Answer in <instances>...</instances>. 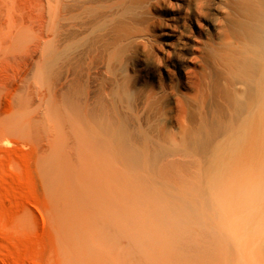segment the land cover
Instances as JSON below:
<instances>
[{
    "label": "bare ground",
    "instance_id": "6f19581e",
    "mask_svg": "<svg viewBox=\"0 0 264 264\" xmlns=\"http://www.w3.org/2000/svg\"><path fill=\"white\" fill-rule=\"evenodd\" d=\"M53 1L75 36L105 27L76 146L123 216L88 264H264V0H227L214 30L209 0Z\"/></svg>",
    "mask_w": 264,
    "mask_h": 264
},
{
    "label": "rangeland",
    "instance_id": "374dc122",
    "mask_svg": "<svg viewBox=\"0 0 264 264\" xmlns=\"http://www.w3.org/2000/svg\"><path fill=\"white\" fill-rule=\"evenodd\" d=\"M209 4L214 30L228 3ZM57 8L0 0V264H88L94 240L123 216L110 202L116 189L95 186L91 157L80 160L76 146L79 125L93 134L98 124L84 96L92 100L107 77L106 61L89 52L105 27L75 36ZM149 211L146 218L173 220L184 210Z\"/></svg>",
    "mask_w": 264,
    "mask_h": 264
}]
</instances>
